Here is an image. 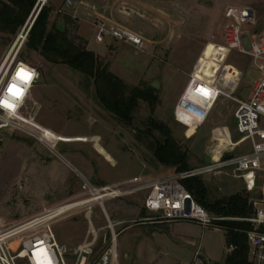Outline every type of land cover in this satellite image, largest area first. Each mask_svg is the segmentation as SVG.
Wrapping results in <instances>:
<instances>
[{"label":"rangeland","instance_id":"rangeland-1","mask_svg":"<svg viewBox=\"0 0 264 264\" xmlns=\"http://www.w3.org/2000/svg\"><path fill=\"white\" fill-rule=\"evenodd\" d=\"M70 1L67 7L65 0H42L50 10L47 31L61 24L69 40L93 52L99 65L127 88L143 90L156 83L153 111L139 101L131 124L119 122L99 105L91 81L65 64L46 62L38 51L27 48L26 36L17 60L36 67L38 80L37 71L24 64L19 66L31 73L28 82L11 78L23 89L16 107L32 88L19 110L26 132H4L0 142L3 223L16 224L45 209L87 198L85 184L103 187L186 172L154 157L156 140H163L156 121L170 132L189 170L220 156L250 151L248 142H239L233 115L237 102L247 100L258 73L248 57L226 48L223 14L229 6L244 9L250 16L245 29L264 33V0ZM33 16L15 33L0 24V65L17 38L16 48L20 45L21 31ZM99 19L141 32L142 50L110 38L97 43L94 22ZM215 82L219 92L211 90ZM259 127L264 129V118ZM40 134L50 142L33 137ZM199 178L208 202L235 194L261 198L259 189L248 194L230 169ZM141 202V195H128L105 201L104 209L97 204L77 207L56 220L52 229L58 242L78 250L68 257L69 263L79 264L82 250H90L86 264H93L109 244V224L118 264H224L232 252L222 228L141 221L150 215Z\"/></svg>","mask_w":264,"mask_h":264},{"label":"built area","instance_id":"built-area-1","mask_svg":"<svg viewBox=\"0 0 264 264\" xmlns=\"http://www.w3.org/2000/svg\"><path fill=\"white\" fill-rule=\"evenodd\" d=\"M64 5L69 7L72 2L65 0ZM223 15L227 23L224 33L226 48L248 57L258 73L247 100L237 102L238 105L233 115L239 142H248L250 151L240 155H229L230 157L220 156L204 166L180 174L153 178H130L103 187L85 184L84 188L87 189L86 194L89 197L78 200L81 205L69 207L71 204L65 203L45 209L35 216L11 225H6L0 219V264H17L18 260L25 261L26 264H70L68 257L77 253L78 250H72L58 242L52 229L54 222L77 207L97 204L103 208L105 201L135 194L141 195V207L150 214L141 219L143 222L152 224L193 222L203 228H224L221 224L230 221L248 223L251 226V230L246 232L248 264H264V167L262 165L264 162V129L259 127V119L264 118V33L256 30L249 32L245 29L250 22V16L244 9L229 6L225 8ZM94 27V39L97 43H104L107 38H110L136 50L143 48L144 38L139 31L105 19L95 21ZM25 28L26 26L21 33L25 31ZM26 36L25 31L24 39L16 48L17 38L10 53L0 65V100L14 105V109L0 106V142L4 132H26L23 124L25 121L20 117L19 110L32 86L22 97L23 102L19 107L15 104L16 96L8 91L9 85H14L11 78L25 84L24 80L17 78V72L21 69L20 64L28 65L37 71L36 67L17 60L18 51ZM35 80H38V71ZM219 88L215 82L211 90L219 92ZM41 136L42 134L33 137H37L41 142H50ZM226 169H230L234 176L242 181L248 194L256 189L261 192L260 199L248 198V203L252 207V215L247 218L211 216L182 183L187 178L204 177ZM259 179L263 182L262 187L258 186ZM95 196H99L100 199L93 200ZM109 228L112 232L109 244L93 264H118L113 225L109 224ZM233 249L234 247L230 245L229 250ZM82 253L79 264H86L87 256L91 251L82 250Z\"/></svg>","mask_w":264,"mask_h":264},{"label":"trees","instance_id":"trees-1","mask_svg":"<svg viewBox=\"0 0 264 264\" xmlns=\"http://www.w3.org/2000/svg\"><path fill=\"white\" fill-rule=\"evenodd\" d=\"M37 0H0V24L15 33L21 28L27 18L34 11ZM36 11V10H35ZM34 11V12H35ZM33 12V14H34ZM50 10L42 7L36 16L27 35L28 49L38 51L40 56L50 64H65L84 76L93 86L94 96L105 111L112 114L119 122L130 125L133 112L139 101L150 106L156 100L149 88H127L116 76L101 67L93 52L76 46L67 38L66 31L54 29L47 31V20ZM155 128L163 136V140H156L154 157L163 164L175 166L177 171H189L185 155L176 146L170 132L155 122ZM185 188L193 195L195 200L210 214L222 217L247 218L252 215V207L248 203V196L243 194L231 195L227 198L207 201V189L199 177L187 178L182 181ZM225 230L228 243L234 247L226 257L224 264H248V246L246 232L251 226L245 222L230 221L221 224Z\"/></svg>","mask_w":264,"mask_h":264},{"label":"snow or ice","instance_id":"snow-or-ice-1","mask_svg":"<svg viewBox=\"0 0 264 264\" xmlns=\"http://www.w3.org/2000/svg\"><path fill=\"white\" fill-rule=\"evenodd\" d=\"M17 78L24 80V82H28L31 78V73H26L23 69L18 70ZM16 89V91H13ZM8 91L11 95H15L17 98L23 95V89H19L16 85H9ZM0 106H5L14 109V105L5 102L4 100H0Z\"/></svg>","mask_w":264,"mask_h":264},{"label":"water","instance_id":"water-1","mask_svg":"<svg viewBox=\"0 0 264 264\" xmlns=\"http://www.w3.org/2000/svg\"><path fill=\"white\" fill-rule=\"evenodd\" d=\"M40 1H41V0H37V3H36L35 8H34V11L37 9V12H36V14L34 15V17H33L32 21H31L30 25L28 26V28H27V30H26V35H28V32H29V30H30V28H31V26H32V24H33V22H34L36 16L38 15V13H39V11L41 10V8L44 6V3H43V2H40ZM39 3H40V4H39ZM34 11H33V12H34ZM33 12H32V14L29 16V18H28V20H27V23H29V20H30L31 16L33 15ZM127 12L130 13L131 11L128 10ZM25 26H26V25H25ZM56 29L59 30L60 32H63V28H62L61 24H57ZM151 87H153L155 90H157L158 85H157L156 83H153V84H151ZM229 157H230V156H229Z\"/></svg>","mask_w":264,"mask_h":264},{"label":"bare ground","instance_id":"bare-ground-1","mask_svg":"<svg viewBox=\"0 0 264 264\" xmlns=\"http://www.w3.org/2000/svg\"><path fill=\"white\" fill-rule=\"evenodd\" d=\"M40 2H42V0L40 1ZM45 2H46V0H45ZM45 2H43V3H45ZM40 4V3H39ZM36 12H37V9H36V11L34 12L35 14H36ZM33 16V15H32ZM34 17V16H33ZM33 19V18H32ZM32 19H31V21H32ZM31 23V22H30ZM30 25V24H29ZM26 31V30H25ZM25 31H24V35H25ZM24 39V38H23ZM1 69V68H0ZM100 198H99V196H95L94 197V199L93 200H99ZM66 204H71V205H69V207H73V206H77V205H81V203L80 202H78V201H74V202H70V203H66ZM102 208V207H101ZM102 209H104V208H102Z\"/></svg>","mask_w":264,"mask_h":264},{"label":"crops","instance_id":"crops-1","mask_svg":"<svg viewBox=\"0 0 264 264\" xmlns=\"http://www.w3.org/2000/svg\"><path fill=\"white\" fill-rule=\"evenodd\" d=\"M250 93V92H249ZM249 96V95H248Z\"/></svg>","mask_w":264,"mask_h":264}]
</instances>
